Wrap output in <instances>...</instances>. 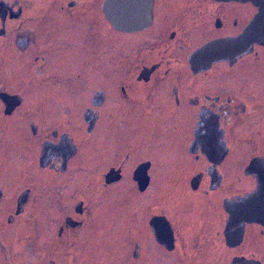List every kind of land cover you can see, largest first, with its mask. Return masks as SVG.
Instances as JSON below:
<instances>
[{"label": "flooded vegetation", "instance_id": "flooded-vegetation-1", "mask_svg": "<svg viewBox=\"0 0 264 264\" xmlns=\"http://www.w3.org/2000/svg\"><path fill=\"white\" fill-rule=\"evenodd\" d=\"M111 8L0 0V264H264V0Z\"/></svg>", "mask_w": 264, "mask_h": 264}, {"label": "water", "instance_id": "water-1", "mask_svg": "<svg viewBox=\"0 0 264 264\" xmlns=\"http://www.w3.org/2000/svg\"><path fill=\"white\" fill-rule=\"evenodd\" d=\"M111 8V21L115 24L120 25L123 22L122 17L119 14V5L122 3V0H108ZM258 5H261L263 0H253ZM262 10L259 11V14L256 21H260L262 18ZM258 29V30H257ZM259 28L256 27L254 24H250L248 27L244 29V31L234 37H226V38H219L211 40L200 48L196 49L192 52L189 56V60L191 65L194 68H206L211 63L216 60L220 59H234L242 53L247 52L252 42L257 38L260 37L261 34L259 32ZM237 220L240 224L242 222L241 219V212L237 214ZM230 220L228 222L230 223ZM247 261H238L234 262V264H246ZM249 264V263H248Z\"/></svg>", "mask_w": 264, "mask_h": 264}, {"label": "rangeland", "instance_id": "rangeland-1", "mask_svg": "<svg viewBox=\"0 0 264 264\" xmlns=\"http://www.w3.org/2000/svg\"><path fill=\"white\" fill-rule=\"evenodd\" d=\"M30 170H31V173L37 172V170L33 166H30Z\"/></svg>", "mask_w": 264, "mask_h": 264}]
</instances>
